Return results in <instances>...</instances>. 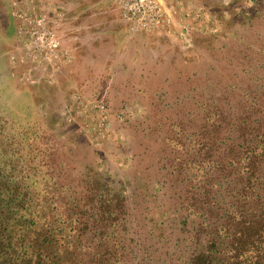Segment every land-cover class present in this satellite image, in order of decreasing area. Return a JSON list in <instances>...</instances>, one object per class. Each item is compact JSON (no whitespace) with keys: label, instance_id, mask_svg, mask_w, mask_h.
Masks as SVG:
<instances>
[{"label":"rangeland","instance_id":"374dc122","mask_svg":"<svg viewBox=\"0 0 264 264\" xmlns=\"http://www.w3.org/2000/svg\"><path fill=\"white\" fill-rule=\"evenodd\" d=\"M126 1L0 0L3 187L31 172L65 220L83 218L66 227L83 243L108 222L119 264H188L217 236L230 249L227 178L249 146L264 155V0H151L146 14ZM90 186L119 201L116 220L86 197L68 206ZM194 207L212 210L206 228Z\"/></svg>","mask_w":264,"mask_h":264},{"label":"trees","instance_id":"16d2710c","mask_svg":"<svg viewBox=\"0 0 264 264\" xmlns=\"http://www.w3.org/2000/svg\"><path fill=\"white\" fill-rule=\"evenodd\" d=\"M260 148L262 146H258V151H255L249 146L245 155L239 156L242 161L236 174L238 177L235 179L232 175L227 178L225 187L223 186L224 189L229 190V193L231 190L235 191L234 196L237 201L234 207L231 205L230 208L225 209L218 206V210L222 211L219 214L222 220L219 222L218 229L222 231L221 233H227L225 236L230 239V249L221 250L219 246L222 243L220 237L217 236L219 242L216 241V247L211 254L207 251L199 252L190 258L191 263L188 264H264V249L260 246L263 243L257 242L258 237L254 238L255 233L250 232L256 230L259 231L258 234L264 233V181L260 169L261 164L264 167V155L260 153ZM234 158L237 159V157ZM234 158L232 157L227 163L230 167L236 161ZM200 169L196 163L193 169L194 184L192 187H194L197 199L201 196V188L198 185L202 183L206 174L205 170L200 172ZM3 179L5 176L0 170V264L121 263L119 239L112 238L114 247H103V243H108V238H110L107 235L108 222L96 220L95 223H88L101 232L97 238H94L95 233H93V237L87 238L83 243L75 234H66V227L69 225H71L69 226L71 231H77L76 225L82 223L83 218L75 215L70 222L65 220L60 207L51 203L53 200L45 201L43 195L45 191L35 187L37 184L35 175L23 171L18 173L14 179L11 178L18 184L14 189L3 187ZM11 179L9 182L12 181ZM230 181V184H236L237 188L235 186L229 189ZM5 182L7 183V180ZM95 187L94 190L101 188L102 185ZM84 197L91 200L93 208L100 207L98 212L101 218L106 214L108 217L115 218L112 203L116 206L119 201H114L112 196L106 197L103 192H91V186L85 189L83 197L74 193L69 197L71 201H67V204L71 209L82 212L80 202L84 200ZM203 209L204 207L201 210L194 207L193 214L203 217L202 224L206 228L204 215L207 212L212 214V210ZM90 225L86 229L91 230ZM70 235H73V240L68 239ZM262 239L264 241V236ZM91 245H94L95 249H92ZM100 247L103 248L99 250ZM85 250H98L94 260L92 258L86 260L89 255L83 256L82 251L85 253Z\"/></svg>","mask_w":264,"mask_h":264},{"label":"built area","instance_id":"2783aa9c","mask_svg":"<svg viewBox=\"0 0 264 264\" xmlns=\"http://www.w3.org/2000/svg\"><path fill=\"white\" fill-rule=\"evenodd\" d=\"M151 0H127L125 5L129 3V9L130 12L133 14L137 12H142L146 14L152 7V3H150Z\"/></svg>","mask_w":264,"mask_h":264}]
</instances>
